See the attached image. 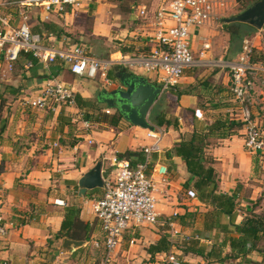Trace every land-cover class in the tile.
Segmentation results:
<instances>
[{
	"label": "crops",
	"instance_id": "crops-1",
	"mask_svg": "<svg viewBox=\"0 0 264 264\" xmlns=\"http://www.w3.org/2000/svg\"><path fill=\"white\" fill-rule=\"evenodd\" d=\"M162 1L89 0L82 2L78 7L68 9L64 15L53 14L49 18H45L39 8L35 9L41 21L59 24L60 28L69 34L66 35L67 40L74 34L93 55L102 59H116L120 54L144 48L146 37H141L142 32L139 30L142 27H151L147 26V23L144 24L143 19L137 18V7L153 10ZM232 2L238 4L237 0H229V3ZM10 10L16 13L17 8L8 9L5 0H0V14L12 17ZM236 12L238 10L229 16L235 15ZM17 18L14 17V20ZM14 20L11 19V22ZM212 24L214 23L192 30L190 43L194 50L199 48L206 35L215 33V26ZM48 37L51 40L62 38L54 35ZM252 43L256 49L264 51V42L261 39H255ZM241 44L238 42L237 46L232 47L228 31H222V50L227 57L234 58L240 51ZM123 46L128 50L123 52ZM27 61L29 60L22 61L19 58L14 64L16 71L9 80L15 87H20L21 97H18V106L13 110L14 113L5 118V128L0 134V222L8 227L7 234L0 237V264H94L88 247H94L93 241L99 236L100 230L91 211V202L102 194L98 191L102 188L87 190L84 195H79L78 179L96 161H102L103 170L106 167L104 157L114 154L120 156L128 150L140 151L142 145L151 142L146 136V129L133 125L122 116L113 123L117 111L98 100L97 94L102 89L114 88L118 83L116 73L122 69L144 76L150 83L159 85V82L154 74L133 72L125 66L114 64L107 70L110 78L108 73L107 77L112 80L111 84H107L101 76L92 79L72 74L59 62L45 67L34 60L32 66L40 64L42 68H47L45 72H50V76L67 83L75 94H79L84 100L94 101L97 109L75 106L62 107L55 111L33 110L21 104L23 88L34 94L40 86L34 72L30 74L31 70L19 68ZM58 65H61V69L57 71ZM202 68L204 67L186 69L178 85L162 94L167 99L176 101L174 116H179L181 110L183 114L191 113L192 120L191 123L181 126L179 116L177 127L160 126L165 130V134L160 143V150L151 155V167L154 168L157 164L159 167L165 166L167 170L164 180L156 172L152 173L157 211L160 214L159 222L132 227L125 231L110 264H138L145 254L160 260V256L156 254L169 252L171 248L150 255L147 247L160 238V232L171 238L173 229L178 230L180 234L183 232L195 236L203 232L200 241L205 246V255L211 250L209 256L215 252L223 256L229 251L228 244L222 243V247H219L223 235H218L215 231L204 232V213L209 207L199 199L190 201L185 197L186 189L183 188L187 179L186 166L180 157L167 155L173 144L194 128L204 130L207 124L221 115L240 119L239 104L230 91L228 72L221 68L202 71ZM0 70L6 69L2 65ZM45 72L41 69L37 71L38 74ZM45 76L41 79L46 78ZM176 92L183 93L177 98ZM169 94L172 98H168ZM162 95L150 109L148 119L152 123L154 115L161 111L158 103ZM255 96L258 106L252 109L251 121L264 133V125L261 128L258 125L264 123L262 85L258 84ZM21 106L30 112L28 118L22 115L21 109L24 108ZM105 109H110V113H105ZM84 114H87L88 120L92 122L88 129L82 126ZM244 132L245 125L238 128L235 134L217 141L207 149L215 159L214 166L219 173V189L231 193L240 185V209L236 223L251 209L264 214V150L257 153L247 151L244 146ZM87 139H92V142L88 143ZM55 140L65 147L61 154L50 145ZM129 159L136 160V157ZM55 199L63 200L65 205L56 204ZM72 204L79 209L80 219L93 224L94 230L87 241L81 240L84 241L82 245L67 250L63 247L64 238L67 237H60L58 232L64 208ZM174 213L175 216L172 215ZM168 216L173 220L172 227L161 223ZM223 221L227 222L228 217L224 216ZM144 226L152 227V230H147ZM148 239L150 241L146 242ZM142 240L143 247L146 248L137 253L134 247ZM100 250L102 255V249ZM180 258L186 264H204L205 257L187 253L182 254ZM246 259L261 261L262 256L254 252L247 255ZM235 262L250 264L245 259Z\"/></svg>",
	"mask_w": 264,
	"mask_h": 264
},
{
	"label": "built area",
	"instance_id": "built-area-1",
	"mask_svg": "<svg viewBox=\"0 0 264 264\" xmlns=\"http://www.w3.org/2000/svg\"><path fill=\"white\" fill-rule=\"evenodd\" d=\"M84 1L89 0H23L19 4L23 7L18 11L19 21L14 24L8 16L0 14V67L3 65L4 69L11 71L20 54H29L44 66L59 62L72 74L92 79L101 76L105 83L111 84L107 70L119 64L133 72L154 74L163 92L176 87L188 68H221L229 74L230 91L239 104L240 120L245 123V148L253 153L264 150V133L251 121L252 109L257 103L256 89L258 84H264V61L251 60L255 48L252 40L244 38L240 51L231 59L223 56L210 58V40H203L197 50L190 43L192 30L203 28L218 19L219 12L228 7L229 0H163L153 10L137 7V18L143 19L144 24L151 27L139 30L141 37H146L144 48L120 54L116 59L99 58L81 42L70 43L66 38L51 40L32 31L28 9L25 8L37 7L45 18H49L53 14L64 15L68 9L78 7ZM255 37L264 42V28L258 29ZM31 66L32 61L24 64L26 69ZM75 95L67 83L55 76H48L34 94L21 98V104L33 110L55 111L62 107H75ZM105 113H110V109H105ZM91 123L88 119H82L85 129ZM164 134L165 130L156 125L153 130L146 129V136L151 142L141 146L143 158L135 163L116 154L103 158L106 163L102 170L105 187L102 194L91 202V211L100 230L93 241L95 248L102 249L98 264H110L125 231L159 222L152 173L156 172L164 180L167 170L165 166L159 167L157 164L151 167V155L160 150ZM87 141L91 143L92 139ZM50 145L57 149L58 154L65 150L58 140ZM185 197L190 201L198 199L194 188L186 189ZM54 202L65 205L61 199ZM161 223L169 227L174 224L171 216ZM7 232L8 227L0 222V237ZM173 237L189 239L188 235H182L176 229L171 232ZM156 255L167 264H180L183 261L180 258L182 252L174 245L169 252Z\"/></svg>",
	"mask_w": 264,
	"mask_h": 264
},
{
	"label": "trees",
	"instance_id": "trees-1",
	"mask_svg": "<svg viewBox=\"0 0 264 264\" xmlns=\"http://www.w3.org/2000/svg\"><path fill=\"white\" fill-rule=\"evenodd\" d=\"M239 3L238 13L254 4L257 0H237ZM224 27L229 33L231 46H237L238 42L253 33L256 28L245 22H223ZM32 31L43 34L44 36L54 35L60 36L63 31L59 24L50 21L44 22L38 20L36 24L31 26ZM88 48V47H87ZM122 51L128 50L124 46ZM89 50V49H88ZM90 52V51H89ZM91 53V52H90ZM92 54V53H91ZM22 61H34L35 59L29 54H20ZM18 58V59H19ZM252 61H264V51L254 48L251 54ZM61 69V65L57 66V71ZM55 71V73L57 72ZM108 71V77H109ZM110 78V77H109ZM183 92H176L175 96H179ZM76 106L83 108L97 109L94 101L84 100L79 94L75 95ZM1 110V108H0ZM193 111V110H192ZM116 123L121 115L117 112ZM84 119H89L84 114ZM60 120L61 117L59 116ZM0 134L5 128V119L0 120ZM112 122V120H110ZM154 125L160 127L165 126L177 127L178 117L158 112L154 115ZM245 123L240 119H233L230 116L222 115L207 124L205 129L194 128L191 132L186 133L179 141L175 142L172 148L167 152L169 157L178 156L182 159L187 170V179L185 187L188 189L192 186L197 193L200 201L206 204L209 209L204 213V232H212L223 235L221 246L228 244L229 251L225 255H221L222 262H235L238 259H245L250 264H264V214L256 213L253 209L246 211L239 223H236V216L240 209L239 203L241 199L240 185L231 193L222 192L219 189V173L214 166V157L207 152L209 146L214 145L217 141L227 138L236 133L238 128H242ZM124 158L136 157L132 163L142 160L141 151L128 150L120 155ZM101 191V189H98ZM100 193V194H101ZM190 215V214H189ZM227 216L228 221L224 222L223 217ZM94 230V225L84 222L79 217V209L76 205H67L64 208L61 228L58 232L60 237H67L73 240L87 241ZM203 232L189 236V239L170 238L166 234H162L160 238L151 243L147 247L150 255H154L159 251H168L172 245L176 246L182 254L196 253L203 257L211 255V251L205 255V246L201 243ZM258 253L262 256L261 261L246 259L251 253ZM180 264H186L181 262Z\"/></svg>",
	"mask_w": 264,
	"mask_h": 264
},
{
	"label": "water",
	"instance_id": "water-1",
	"mask_svg": "<svg viewBox=\"0 0 264 264\" xmlns=\"http://www.w3.org/2000/svg\"><path fill=\"white\" fill-rule=\"evenodd\" d=\"M225 23L245 22L255 28H264V0H257L243 11L221 18ZM117 82L111 90L102 89L97 99L117 111L133 125L153 130L155 125L148 119L152 106L163 94L160 86L147 81L144 76L122 69L116 73ZM78 194L84 195L87 190L104 188L102 161L95 164L78 179ZM84 241L64 238L63 247L70 250L82 245Z\"/></svg>",
	"mask_w": 264,
	"mask_h": 264
},
{
	"label": "rangeland",
	"instance_id": "rangeland-1",
	"mask_svg": "<svg viewBox=\"0 0 264 264\" xmlns=\"http://www.w3.org/2000/svg\"><path fill=\"white\" fill-rule=\"evenodd\" d=\"M21 1H23V0H5L6 6H8V9H11L14 7L17 8L16 13H14L10 10L12 17H9V18H11L12 20H14V17H16V16L18 17V15H17L18 10L23 9L22 6H19ZM92 1H94V0H92ZM227 6L228 7L226 8L225 11L219 12V18L214 20V22H213L214 24H212V26H215V30H214L215 33L214 34L209 33V35H206V37L203 38L204 40H211L210 41L211 42V48H210V52L208 53V56L212 59H215L218 56H223L225 58L227 57L222 50V31H227V30L224 27V25L220 19L229 16L230 13H233L235 10L237 11L239 9V3L235 5V3L233 4V2H232V3H228ZM230 7H232V8H230ZM25 9H28V17H29L28 21H29L30 25L33 26L34 24L37 23L38 20H40L39 17L37 16V11H36L35 7H29V8H25ZM237 13L238 12H236V14ZM222 15H224V16H222ZM13 22L17 23L18 18H17V20H14ZM13 22H12V24H14ZM62 31H63V33L60 35V37L67 38L66 35H69V34H67L66 31L63 29H62ZM252 32L253 33H251L246 38H250L252 41H254L255 39L259 40V38H255V36L257 35V32H258V28H256V30H253ZM79 40L80 39L78 37H76L74 34L71 36V38L68 39V41L70 43L81 42ZM199 48H200V46H199ZM227 58H231V57H227ZM45 67H47V66H45ZM19 68L25 69L23 65L21 67L19 66ZM38 69H41V71H44V72L47 70V68H42V65H40V64H37L36 66H32V67L25 69V70H31L30 74H33V72L35 73V75L37 76V83H39L38 84V86H39L44 81V79H46L48 76H50L48 74L50 72H45L44 74H38L37 73ZM205 69H213V68L208 67V68H202L201 70L203 71ZM15 71H16V67H13V69L11 71L0 70V108H1L0 120H2V118L5 119L6 117H8L9 115L14 113L13 110H16L15 108H16V106H18L17 105L18 104V97H21L20 92H19L20 87H15L13 84H11V82L9 80L10 77L14 76ZM47 74H48V76H45ZM44 76L46 78H44L42 80L41 78ZM262 86L264 87V84ZM22 93H23V95L30 94L29 89H27V88H23ZM162 96L163 97L160 99V101L158 103L159 110H161L160 112L166 113L168 115H172L173 112L175 111V109H177L176 101H171V100L167 99V97L165 95H162ZM168 98H172L171 94L168 95ZM174 99H176V98L174 97ZM254 106H258L257 103H255ZM22 108H24V109H21L22 115L24 117L28 118V115L30 114V112L25 107H22ZM179 114H180L179 116L181 118V124H180L181 126H184L186 124L191 123V120H192L191 113L187 112V113L183 114V113H181V110H180ZM179 116H177V117H179ZM153 124H154V122H153ZM258 125L261 128V126L264 125V123H261V125L260 124H258ZM189 186L192 187L191 185H189ZM184 189H186V187H184L183 190ZM101 191H102V189H101ZM180 193L182 196L183 195L182 191ZM186 202H189V201L186 200ZM185 206H190V205H185ZM143 228H145L147 230H152V227L150 228L149 226H144ZM160 234L162 235L161 232H160ZM181 234L182 235H188V236L194 235V234H185L183 232H181ZM173 238L174 239L175 238L181 239V237H173ZM149 241H150V239H148L146 242H149ZM143 242H144L143 240L139 241L138 244H137V241L135 242L137 244V246L134 248H135V250H137L136 251L137 253L140 251H144V248H146V247H143ZM88 248H89L88 252L89 253L91 252L90 255H91V258L93 259V261L92 260L91 261L94 262V264H98L99 258L101 257V250L100 249L97 250L95 247H93L91 245ZM201 257H203V256H201ZM146 258H148V259H146ZM203 260H204V264H241L240 262H238V263L237 262L230 263L228 261L222 262L221 254H217L216 252L214 253V255L208 256V258L206 257V259L204 258ZM156 261L158 262V264H166V262H164L162 260H158L157 258H154V257H149L146 254H145V257L138 264H153V262H156Z\"/></svg>",
	"mask_w": 264,
	"mask_h": 264
}]
</instances>
